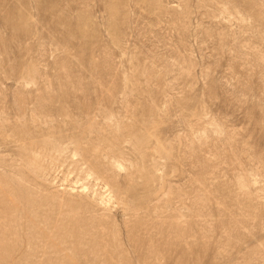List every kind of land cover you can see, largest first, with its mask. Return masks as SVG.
Listing matches in <instances>:
<instances>
[{
	"label": "rangeland",
	"instance_id": "rangeland-1",
	"mask_svg": "<svg viewBox=\"0 0 264 264\" xmlns=\"http://www.w3.org/2000/svg\"><path fill=\"white\" fill-rule=\"evenodd\" d=\"M0 264H264V0H0Z\"/></svg>",
	"mask_w": 264,
	"mask_h": 264
}]
</instances>
